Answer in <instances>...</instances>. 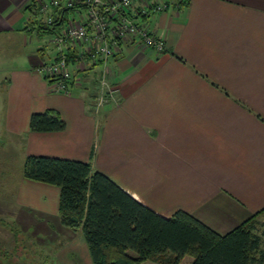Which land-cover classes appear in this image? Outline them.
<instances>
[{
	"label": "crops",
	"instance_id": "1",
	"mask_svg": "<svg viewBox=\"0 0 264 264\" xmlns=\"http://www.w3.org/2000/svg\"><path fill=\"white\" fill-rule=\"evenodd\" d=\"M38 1L0 0V236L13 235L3 223L64 231L59 190L23 177L27 156L89 162L94 149V170L141 205L166 219L184 211L220 236L264 208V0H184L150 21L162 53L121 44L66 93L38 73L52 56L30 46ZM102 73L114 92L99 107ZM48 109L65 129L29 131Z\"/></svg>",
	"mask_w": 264,
	"mask_h": 264
},
{
	"label": "trees",
	"instance_id": "2",
	"mask_svg": "<svg viewBox=\"0 0 264 264\" xmlns=\"http://www.w3.org/2000/svg\"><path fill=\"white\" fill-rule=\"evenodd\" d=\"M66 12L68 10H64ZM63 11V12H64ZM46 26L30 21L37 33L50 34L62 14ZM46 36V35H45ZM65 123L58 112L48 109L34 113L29 131L60 132ZM89 162L27 156L22 173L26 180L54 186L59 190L58 218L61 226L80 231L91 264H264V246L258 233L259 218L264 223V208L229 233L220 236L184 211L163 218L124 192ZM13 231V225L2 224Z\"/></svg>",
	"mask_w": 264,
	"mask_h": 264
},
{
	"label": "built area",
	"instance_id": "3",
	"mask_svg": "<svg viewBox=\"0 0 264 264\" xmlns=\"http://www.w3.org/2000/svg\"><path fill=\"white\" fill-rule=\"evenodd\" d=\"M184 0H39L34 5L32 20L55 27L45 35L54 49V56L38 66V73L55 92H64L79 83L80 75L106 63L120 45H135L162 53L163 42L151 32L150 21L169 8L179 9ZM64 10H68L65 13ZM64 11V12H63ZM31 21V20H30ZM30 33L35 28L28 27ZM37 31V28H36ZM98 84L101 95L98 106L112 100L114 89L102 73Z\"/></svg>",
	"mask_w": 264,
	"mask_h": 264
},
{
	"label": "rangeland",
	"instance_id": "4",
	"mask_svg": "<svg viewBox=\"0 0 264 264\" xmlns=\"http://www.w3.org/2000/svg\"><path fill=\"white\" fill-rule=\"evenodd\" d=\"M30 12L28 11V15L32 20L34 16ZM33 26L35 31L32 30L30 35L31 48L37 51L38 48L45 46L47 54L54 56V49L49 43V38L45 34L37 33L36 25ZM258 220V233L261 234L264 233V223L262 218ZM11 228L14 229V227ZM63 230L61 233H56L55 238H45L42 234H38L37 229L18 233L17 236L10 234L0 236V264H86L83 254L73 250L72 245L69 244V241L75 237V232L65 227ZM262 242L264 246V235ZM187 260L185 259L181 264H188Z\"/></svg>",
	"mask_w": 264,
	"mask_h": 264
}]
</instances>
